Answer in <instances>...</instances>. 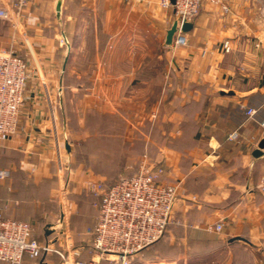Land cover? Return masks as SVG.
Segmentation results:
<instances>
[{
  "label": "crops",
  "instance_id": "1",
  "mask_svg": "<svg viewBox=\"0 0 264 264\" xmlns=\"http://www.w3.org/2000/svg\"><path fill=\"white\" fill-rule=\"evenodd\" d=\"M58 1L0 18V50L12 49L30 70L19 127L0 145V171L8 172L0 176V216L32 222L41 242L64 235L56 230L62 219L53 223L59 174L74 189L108 187L147 160L165 169V182L180 183L179 197L152 246L156 258L142 254L133 264H264V151L254 155L264 138V0H203L178 48L166 45L174 8L157 0H62L60 14ZM74 112L80 124L89 112L111 117L85 137L94 148L78 160ZM98 191L72 205L83 260L99 258L88 234ZM61 234L54 243L65 248ZM25 262L58 264L60 256Z\"/></svg>",
  "mask_w": 264,
  "mask_h": 264
},
{
  "label": "built area",
  "instance_id": "2",
  "mask_svg": "<svg viewBox=\"0 0 264 264\" xmlns=\"http://www.w3.org/2000/svg\"><path fill=\"white\" fill-rule=\"evenodd\" d=\"M36 0H10L0 3V18L18 19L23 11ZM217 3L220 0H210ZM164 9L174 8L178 30L174 35V48L187 45L185 22L198 14L203 0H157ZM225 10L228 7L223 6ZM224 49H230L229 41ZM30 76L27 61L12 49L0 50V145L8 141L17 131L21 120L24 91ZM255 109L249 108L252 116ZM230 137H233L232 135ZM8 172L0 171V176ZM165 169L144 160L138 173L122 177L105 187L98 183L100 201L96 204V225L88 229L90 243L99 258L81 259L83 249L75 246L72 233L67 228L65 248L54 242L59 236L41 242L34 238V224L30 221L8 219L0 216V260L8 264H27L25 257L33 259L43 254L56 253L58 264H102V260L114 264H133L136 255L158 241L173 222L175 206L179 197L180 183H168L163 179ZM66 214V208H64ZM222 223L215 230L220 231Z\"/></svg>",
  "mask_w": 264,
  "mask_h": 264
},
{
  "label": "rangeland",
  "instance_id": "3",
  "mask_svg": "<svg viewBox=\"0 0 264 264\" xmlns=\"http://www.w3.org/2000/svg\"><path fill=\"white\" fill-rule=\"evenodd\" d=\"M30 71V70H29ZM30 77V76H29ZM72 104V103H71ZM78 116L76 114V112L71 113V138H72V142L75 144V148L79 151V153L76 152L75 156L76 160H78L77 157H80L81 154L80 150L85 151L86 148L88 150H93V142L89 141L88 139H85V137H92L94 136V134L92 133V130L95 128V126L98 125V123H101V126H105V125H109L111 117L109 115H97L93 112H89L86 115V118L84 120L83 123V129L80 128L79 130V126L81 125L80 122L78 121ZM101 120V121H100ZM100 121V122H99ZM91 142V143H90ZM62 166V165H61ZM74 169H78L79 168V164H75V166H73ZM54 204H56L57 206H59L58 211L54 212L53 216H54V221L53 223H56L59 221H61L62 219V223L61 226L59 228H57L56 230L58 231H63L64 235L61 234V237L66 239V233H67V228H69L71 230V218L73 217V204L77 205V204H81L83 200V194L85 192H87V194H94V189L92 187V183H87V185L84 186H79L75 183L74 187H76L75 189L71 187V182L70 179L68 177L67 174L62 173L59 174V179H55L54 181ZM70 189H72L70 191ZM82 190L83 192L81 193V196L78 197L77 195L79 193H74V190ZM71 195V196H70ZM73 195V196H72ZM64 208H66V214L64 211ZM59 224V223H56ZM54 225V224H53ZM170 226V225H169ZM169 226L167 227V230L169 228ZM45 230V229H43ZM166 230V231H167ZM166 233V232H165ZM164 233V234H165ZM59 234V237H60ZM164 236V235H163ZM163 236L161 237V239L163 238ZM153 245L147 247L145 250H143V252L140 254L141 257L142 254H146L145 256L150 259V258H156L157 256V251H154V247H152ZM144 257V256H143ZM0 264H3L0 262Z\"/></svg>",
  "mask_w": 264,
  "mask_h": 264
},
{
  "label": "water",
  "instance_id": "4",
  "mask_svg": "<svg viewBox=\"0 0 264 264\" xmlns=\"http://www.w3.org/2000/svg\"><path fill=\"white\" fill-rule=\"evenodd\" d=\"M172 2L175 3V0H172ZM61 5H62V0H59L58 4H57V11L59 14L61 13ZM191 27H192L191 22H185L182 26V30L188 31ZM177 30H178V22L175 21L173 23V25L171 26V28L167 32L166 45H168V46L172 45L173 38H174V35L177 32ZM263 151H264V138L261 140V142L259 144V148L257 150H255L254 155L260 156V155H262Z\"/></svg>",
  "mask_w": 264,
  "mask_h": 264
},
{
  "label": "trees",
  "instance_id": "5",
  "mask_svg": "<svg viewBox=\"0 0 264 264\" xmlns=\"http://www.w3.org/2000/svg\"><path fill=\"white\" fill-rule=\"evenodd\" d=\"M137 173H138V172H137ZM135 174H136V173H135ZM135 174H133V175H135ZM131 176H132V175H131ZM123 177H126V176H123ZM121 178H122V177H121ZM121 178H120V179H121ZM120 179H118V180H120ZM118 180H116V181H118ZM114 182H115V181H114ZM160 239H161V238H160ZM160 239H159V240H160ZM159 240H158V241H159ZM158 241H156V242H158ZM156 242H155V243H156ZM155 243H153V244H151V245H154ZM151 245H150V246H151ZM148 247H149V246H148ZM146 248H147V247H146ZM146 248H145V249H146ZM145 249H143V250H145ZM143 250H141V251L136 255V258H137L138 256H140V254L143 252Z\"/></svg>",
  "mask_w": 264,
  "mask_h": 264
}]
</instances>
